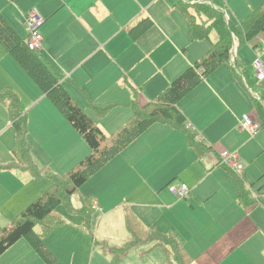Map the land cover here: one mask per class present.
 Masks as SVG:
<instances>
[{
  "label": "crops",
  "instance_id": "crops-1",
  "mask_svg": "<svg viewBox=\"0 0 264 264\" xmlns=\"http://www.w3.org/2000/svg\"><path fill=\"white\" fill-rule=\"evenodd\" d=\"M180 1L184 0H0V12L26 40L29 10L39 8L45 17L44 48L39 55L100 127L119 115L111 128L117 131L132 117L134 102L145 106L156 100L219 39L213 30L208 39L194 40L178 8ZM198 2L222 4L230 21L237 23L264 0ZM189 10L195 13L194 7ZM203 20L198 16V21ZM244 55L253 59L250 65ZM257 57L264 62V33L243 44L235 39L232 62L220 65L178 102L185 129L155 123L94 174L103 182L90 192L94 202L89 207L103 211L101 220L123 232L121 222L128 228L130 208L144 230L179 244L188 264H264V199L260 198L264 185L257 187L253 197L245 178L258 156L242 153L249 142L264 143V81L255 77ZM234 66L243 71L241 79ZM6 89L22 99L31 154L39 167L63 175L89 154L87 142L0 42V91ZM92 104L99 109L109 106L108 115L98 116ZM244 114L262 124L255 134L241 127ZM187 131L202 149L190 145ZM34 135L44 136V149ZM235 136L241 141L237 146L232 142ZM15 142L9 109L0 103V165L15 161ZM223 150L240 154L242 175L220 163ZM263 152L264 148L259 155ZM237 179L245 184L247 202L239 199ZM181 183L190 188L187 199L170 190ZM50 185L47 176L35 178L26 171L0 168V231ZM84 199L80 197L77 206L72 203L76 212H71L77 214L73 220L81 223L66 225L58 213L64 223L56 237L48 238L46 245L61 264H75V256L68 258L66 249L81 238L77 230L84 234L79 225L85 222L89 231L94 229L95 220L91 224V216L81 213ZM116 199L126 200L115 205ZM69 226L75 228L65 230ZM131 237L129 233L123 241ZM0 264L46 263L27 239H21L0 256Z\"/></svg>",
  "mask_w": 264,
  "mask_h": 264
},
{
  "label": "trees",
  "instance_id": "trees-1",
  "mask_svg": "<svg viewBox=\"0 0 264 264\" xmlns=\"http://www.w3.org/2000/svg\"><path fill=\"white\" fill-rule=\"evenodd\" d=\"M191 1H180L178 8L189 22L192 38L194 40L208 39L211 31L216 30L219 35L218 41L214 42L209 51L172 82L156 100L144 107L138 106L134 102L132 117L111 135H107L87 110L74 101L61 84L60 75L38 52L28 48L27 39L20 37L0 12V42L37 83L42 92L62 111L90 147L89 154L63 175L51 173L47 168L39 167L31 154L32 147L27 138L28 118L21 108L18 94L11 89L0 91V103L8 107L16 133V142L12 151L15 161L4 166L0 165V168L19 169L29 172L35 178L47 176L51 180V185L39 198L1 229L0 256L21 239H27L46 264H61L45 243L46 236L54 228L64 223L58 214L57 207L64 204L70 211L76 212L71 203V197L87 182L89 175L98 171L153 124L164 123L185 129L186 118L178 109V102L220 65L231 62L235 39L243 44L264 33V3L254 9L246 18L235 23L226 19L222 4H205L196 0L193 5H190ZM192 7L195 9V13L190 12L189 9ZM198 16H202L204 20L198 21ZM233 72L241 79L243 71L239 72L237 66H234ZM91 106L97 110L96 114L100 117L105 116L110 109L109 106H105L103 109L97 108L94 104ZM189 141L195 149H202V145L196 144L191 132ZM237 185L240 201H246L244 182L237 179ZM84 203L81 213L90 217L88 198L84 199ZM126 222L132 237L125 247V253L130 247L148 239L150 236L147 233H151L142 228L137 218L129 210L126 211ZM37 226L41 227L40 232L36 230ZM155 233L161 235L162 239L165 238V240L157 238L159 244L155 246L173 245L176 263H189V259L179 244L159 232ZM154 240L155 238L148 242Z\"/></svg>",
  "mask_w": 264,
  "mask_h": 264
},
{
  "label": "rangeland",
  "instance_id": "rangeland-1",
  "mask_svg": "<svg viewBox=\"0 0 264 264\" xmlns=\"http://www.w3.org/2000/svg\"><path fill=\"white\" fill-rule=\"evenodd\" d=\"M34 9L37 10L45 19L44 15L42 14V12L39 10L38 7L34 6L29 11L34 10ZM43 48H44V45H43ZM42 49L40 51H37L38 54H41ZM243 60L247 65H250L253 59L249 55H244ZM231 62H232V59H231ZM60 82H61V77H60ZM20 101H22V99ZM27 106L28 105L24 101L23 108L26 109ZM35 106L36 105H34V107ZM27 109H29V107ZM125 115L126 113L123 112L122 117H125ZM119 117H120L119 115L113 116V118H111L109 122H104L103 127L101 126L102 128L101 127L100 128L105 133L107 132L106 133L107 135H111L115 133L116 131H111V128H113V124L117 121V118ZM34 136L40 143L41 147L44 149V136H39V135H34ZM255 136L257 135H254V136L249 135L248 137L253 138ZM27 138H29L28 135H27ZM232 142L234 145L237 146L238 144H240L241 141L239 140L238 137L235 136L233 137ZM263 148H264V143L262 141L254 140L252 142L247 143V145H245L244 150L242 152L245 156L249 158H255V157L257 158L258 156L255 164L251 167L250 173L247 174V177L245 178L247 180L249 188L253 190L252 191L253 197L257 193L256 192L257 187L259 185H264V173L261 174V171L264 168L262 165L264 164V152L259 155V152ZM92 174L89 175L87 182L80 187L78 192L73 195L72 197L73 205L77 206L80 203V197L87 198L88 196V202H89L88 209H89V205L91 204V202L92 203L94 202L93 198L91 197L93 195H91L90 192L98 189L99 185H102L103 179L97 180L98 178L94 174L93 175ZM106 187L107 188L109 187L108 181L106 183ZM120 192H122L121 189L119 193ZM125 200L126 199H121V200L116 199L114 204L116 205L118 202L125 201ZM89 210L91 212V224H92L93 219L95 220V224L93 225L94 229H92V231H89L85 227V222L80 224L79 226H83L84 234H82L80 230H77L79 235H81V238L78 241H76L75 246L72 245L70 248L66 249V254L68 258L75 256L76 258L75 264H80L79 262H83L82 264H91V263L92 264H171V263L176 264V262L173 261V255H174L173 245H171L172 249L167 244L155 246V242H158L157 238H159L160 240H165V238L162 239L161 235L156 234L155 232L147 233V235L150 237L148 239H144L145 244L143 241H141V243H139L138 245L132 248L130 247V249L125 253L126 251L125 247L130 242V240L123 241L124 237L126 235H129L130 233L129 229L125 226V223L121 222L122 227H123V232H121L119 229L112 228L111 227L112 224H108L105 219L101 220L103 211H95L94 209H91V208ZM57 211L63 216V219L66 225H69V224L78 225L79 223H81V222L73 220V219H76L77 214L71 212L64 204L58 206ZM129 211H131L130 208H129ZM73 228L75 227L69 226L65 230L73 229ZM58 229H60L59 226L55 228L54 230H52L46 236L45 238L46 244H48L49 242L48 238L56 237L57 235L56 233ZM38 230H39V227H38ZM152 238L153 239L155 238V240L149 243H146L148 242V240L149 241L153 240Z\"/></svg>",
  "mask_w": 264,
  "mask_h": 264
},
{
  "label": "built area",
  "instance_id": "built-area-1",
  "mask_svg": "<svg viewBox=\"0 0 264 264\" xmlns=\"http://www.w3.org/2000/svg\"><path fill=\"white\" fill-rule=\"evenodd\" d=\"M226 19L229 20L227 11H224ZM45 19L37 10L29 11L26 18L27 29V46L31 51H40L43 48L44 36L42 27ZM255 77L258 82L264 81V62L260 57H257L253 64ZM241 127L251 134H255L262 124L253 119L252 115L244 114L241 121ZM220 163L229 167L235 174L242 175L244 170V163L236 152L223 150L220 154ZM171 192L180 199H187L190 195V188L187 184L181 183L178 186H170ZM257 197V196H256ZM259 200V197H257ZM264 199V193L260 195Z\"/></svg>",
  "mask_w": 264,
  "mask_h": 264
}]
</instances>
